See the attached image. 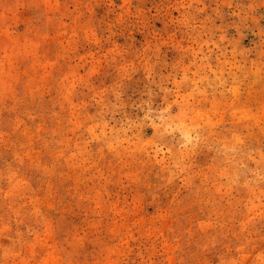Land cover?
Wrapping results in <instances>:
<instances>
[{
    "label": "rangeland",
    "instance_id": "374dc122",
    "mask_svg": "<svg viewBox=\"0 0 264 264\" xmlns=\"http://www.w3.org/2000/svg\"><path fill=\"white\" fill-rule=\"evenodd\" d=\"M0 264H264V0H0Z\"/></svg>",
    "mask_w": 264,
    "mask_h": 264
}]
</instances>
